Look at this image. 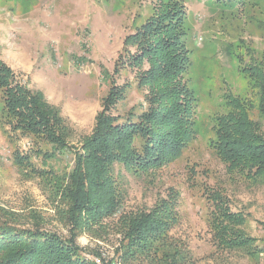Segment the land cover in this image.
Segmentation results:
<instances>
[{"label": "rangeland", "instance_id": "rangeland-1", "mask_svg": "<svg viewBox=\"0 0 264 264\" xmlns=\"http://www.w3.org/2000/svg\"><path fill=\"white\" fill-rule=\"evenodd\" d=\"M169 1L186 9L191 58L186 77L199 99L196 137L178 159L152 175L123 169L126 196L119 211L103 221V228L85 230L75 240L88 257L101 260L98 264H125L117 253L119 215L150 208L173 187L180 200L179 223L172 234L185 241L194 264H264V182L230 174L210 144L213 118L225 110L228 95L251 104V116L258 115L256 88L248 70L264 69V0H0V54L5 51V61L21 83L42 90L48 102L60 109L72 131L69 147L57 149L45 138L11 129L0 91V221L70 235L71 222L63 220L60 212L65 205L40 173L63 174L72 168L74 148L91 133L111 86L102 69L114 73L125 36ZM118 64L119 72L112 79L131 87L126 99L118 100L115 112L125 113L140 103L145 106L144 90L135 80L137 67L127 66L125 60ZM209 188L222 192L231 210L246 216L245 229L257 253L215 246L206 197Z\"/></svg>", "mask_w": 264, "mask_h": 264}, {"label": "trees", "instance_id": "trees-1", "mask_svg": "<svg viewBox=\"0 0 264 264\" xmlns=\"http://www.w3.org/2000/svg\"><path fill=\"white\" fill-rule=\"evenodd\" d=\"M185 18L182 4L164 2L139 29L125 36L114 73L102 69L111 86L95 115L91 133L74 148L72 168L50 176L41 171L43 180L65 205L60 212L63 220L71 222L70 235L0 221V264H98L101 260L93 253L96 259L88 257L75 239L85 230L103 228V221L119 211L126 196L121 171L152 175L178 159L196 137L199 99L186 77L191 58ZM122 60L137 67L135 80L144 90L146 105L140 103L125 113H116L118 100L126 99L131 87L129 83L119 86L112 79ZM248 71L249 81L256 88L254 107L258 115L251 116V104L228 95L225 110L213 118L210 144L230 174L263 183L264 69L254 66ZM0 91L5 122L11 129L45 138L57 149L69 147L72 131L60 109L48 102L41 90L21 83L1 59ZM206 197L215 246L257 253L251 248L254 239L245 229L246 216L232 211L220 191L209 188ZM179 200V191L170 187L150 208L119 215L121 242L117 253L123 263L194 264L185 241L172 234L179 223Z\"/></svg>", "mask_w": 264, "mask_h": 264}, {"label": "crops", "instance_id": "crops-1", "mask_svg": "<svg viewBox=\"0 0 264 264\" xmlns=\"http://www.w3.org/2000/svg\"><path fill=\"white\" fill-rule=\"evenodd\" d=\"M5 51L3 50V51H1V54H0V59L1 60H3L5 63H6V61H5V58H4V56H3V53H4ZM26 53H28L27 51H26ZM7 64V63H6ZM9 67H10V65L9 64H7ZM40 90V89H39ZM42 91V90H41Z\"/></svg>", "mask_w": 264, "mask_h": 264}]
</instances>
